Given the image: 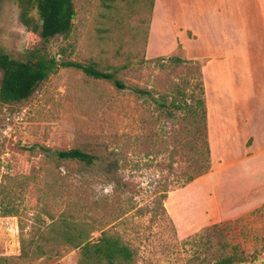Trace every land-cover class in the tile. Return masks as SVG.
Listing matches in <instances>:
<instances>
[{
	"label": "rangeland",
	"instance_id": "obj_1",
	"mask_svg": "<svg viewBox=\"0 0 264 264\" xmlns=\"http://www.w3.org/2000/svg\"><path fill=\"white\" fill-rule=\"evenodd\" d=\"M191 1L200 7L193 19ZM73 4L71 33L43 43L20 23L16 2L0 0V52L23 59L39 48L59 64L93 63L125 88L59 66L29 100L0 103V264H25L16 260L21 238L62 212L96 221L94 240L119 231L139 249L137 264H212L234 248L235 264H264V0ZM178 86L183 105L204 98L213 149L210 168L192 181L201 144L194 117L163 115L133 92L157 98ZM72 148L103 158L57 168L44 155ZM165 187L163 214L153 197ZM58 252L34 264H78V249Z\"/></svg>",
	"mask_w": 264,
	"mask_h": 264
},
{
	"label": "trees",
	"instance_id": "obj_2",
	"mask_svg": "<svg viewBox=\"0 0 264 264\" xmlns=\"http://www.w3.org/2000/svg\"><path fill=\"white\" fill-rule=\"evenodd\" d=\"M13 1L17 4L20 23L28 32L38 35L43 43L57 36L67 37L71 33L75 18L73 0ZM101 1L108 8L116 0ZM171 61L176 64L184 62L179 57L171 58ZM59 66L73 67L82 71L90 79L109 81L118 89L125 88L114 73L103 72L93 63L87 66L73 62L59 64L55 57L49 56L39 48L28 51L23 59H14L0 52V103L11 105L29 100L39 85L47 80ZM197 86L204 96L202 84ZM133 92L151 101L163 115H171L173 110L177 109L187 111L194 117V124L199 130L201 139L200 154L197 160V170L189 175L186 181H192L201 176L204 170H208L211 159L204 98L194 99L193 105H183V98L186 95L180 86L177 91L162 93L157 98L151 91L139 88H134ZM46 152L45 157L51 158L57 168L63 162H77L85 167H93L96 161L103 158L94 149L72 148L56 151L48 149ZM167 191L168 188L165 187L153 197L155 208H160L163 214H165L163 201L167 197ZM46 215L50 220L49 224L35 231L30 240L26 241L21 238V253L16 260H21L25 264H34L42 259L56 258L59 256V248L70 247L79 250L78 264H137L139 249L130 241L123 239L119 231L102 230L100 236L94 240L91 234L98 230L96 221L86 222L84 219H75L72 215L63 212L57 217L51 213H46ZM229 246L231 245H227ZM223 248L226 247L223 246ZM239 260L240 257L234 248L230 254L218 258L212 264H235Z\"/></svg>",
	"mask_w": 264,
	"mask_h": 264
},
{
	"label": "crops",
	"instance_id": "obj_3",
	"mask_svg": "<svg viewBox=\"0 0 264 264\" xmlns=\"http://www.w3.org/2000/svg\"><path fill=\"white\" fill-rule=\"evenodd\" d=\"M191 2H192V1H191ZM233 7H234V6H233ZM235 7L238 8V4L235 3ZM198 8H200V7H198V5H197L196 2H192V4H189V6H188V13H189V15H190V18L193 19V16H194V14H195V12H193V11H198ZM196 14H197L198 18H200L199 13L197 12ZM205 14H206V12H205ZM217 15H219V14H216L215 17H216ZM220 15H221V14H220ZM205 20H206V19H205ZM214 21H215V19H214ZM224 37H225V39H228V38H229L227 35H225ZM207 44H208V43H207ZM208 64H209L208 67L205 68V75H206V71H209V70L212 69V67H213V63H212L211 61H210ZM207 116H208V126H209V128H210V113H209V115H207ZM207 129H208V127H207ZM211 149H212V147H210V153H211V155H213V149H212V150H211Z\"/></svg>",
	"mask_w": 264,
	"mask_h": 264
}]
</instances>
